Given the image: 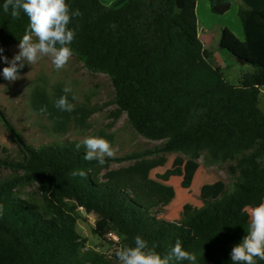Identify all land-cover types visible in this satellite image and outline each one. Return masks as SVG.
I'll return each mask as SVG.
<instances>
[{"label": "trees", "instance_id": "trees-1", "mask_svg": "<svg viewBox=\"0 0 264 264\" xmlns=\"http://www.w3.org/2000/svg\"><path fill=\"white\" fill-rule=\"evenodd\" d=\"M67 2L82 13L70 24L76 30L73 53L89 71L110 78L115 119L126 114L139 135L161 142L154 149L106 158L104 165L181 154L206 166L226 164L231 183L220 197L210 196L201 208L170 222L156 217L160 212L153 207L159 201L143 204L116 184L99 183L93 174L99 164L84 159V147L76 148L80 142L36 148L0 109V120L19 148L17 159L0 157V168L8 171L0 179V264H98L82 254L86 239L77 230L79 210L95 216L99 238L110 230L120 236L115 253L121 245L134 246L139 235L162 256L180 240L196 264H232L231 249L247 234V207L264 200V9L240 7L244 41L223 30L221 49L253 67L232 84L200 40L197 0H184L181 9L176 0H129L117 9L100 0ZM210 3L217 15L231 9L230 0ZM3 4L0 0V48L19 44L28 27L23 12L14 18ZM64 88L36 85L33 109L57 134H67L72 126L89 129L102 108L78 103L70 92L74 111L59 110L55 101L65 95ZM77 169L86 177L70 175ZM182 172L177 167L158 177L169 181Z\"/></svg>", "mask_w": 264, "mask_h": 264}, {"label": "rangeland", "instance_id": "rangeland-1", "mask_svg": "<svg viewBox=\"0 0 264 264\" xmlns=\"http://www.w3.org/2000/svg\"><path fill=\"white\" fill-rule=\"evenodd\" d=\"M221 35L220 28L215 27L208 35L209 42L205 48L223 66L222 70L228 81L238 84L241 75L251 72L253 67L241 64L232 54L221 49ZM2 49L0 57H7L8 60L19 51L18 44ZM6 66L3 59H0V109L28 144L40 148L66 141L81 143L87 136H99L107 139L116 149L114 158L154 149L161 144L139 135L130 125L126 114L115 119L117 106L113 103L115 90L110 78L105 74L89 71L76 55L73 54L68 66L59 71L47 57L35 65L25 64L20 70L21 79L14 82L3 78L2 69ZM57 84L70 86L78 103L102 108L91 117L89 129L72 126L67 134H57L51 121L33 109L31 93L34 87L44 85L52 90ZM261 108L264 111V95ZM0 157L19 158V148L11 140L10 133L1 120ZM177 167L183 169L180 177H172L169 181L158 177ZM93 174L99 183L116 184L130 192L138 202L151 204L155 200L159 201L160 205L153 207L154 212H160L156 213V217L170 222L178 221L191 211L201 208L208 197H220L231 183L226 164L206 166L202 159L193 161L181 154H165L140 161L112 162L97 166L93 169ZM7 175L8 171L0 168V179ZM79 214L77 230L86 239L82 254L98 264H118L115 259L118 242L108 235L105 239L99 238L93 231L95 216H88L83 210H79ZM109 232L118 235L114 230Z\"/></svg>", "mask_w": 264, "mask_h": 264}, {"label": "clouds", "instance_id": "clouds-1", "mask_svg": "<svg viewBox=\"0 0 264 264\" xmlns=\"http://www.w3.org/2000/svg\"><path fill=\"white\" fill-rule=\"evenodd\" d=\"M9 9L14 18L23 12L28 19V27L19 41L18 53L11 60L0 57L7 64L2 69L3 78L10 82L19 80L20 70L25 64L35 65L45 57L50 59L57 71L65 69L73 57L71 45L76 37V30L70 24L74 16L82 15L81 11H73L67 0H4V12L7 13ZM0 53H3L2 48ZM63 92L65 95L55 101V106L61 111H74L75 105L69 102L67 96V93L72 92L71 87L65 86ZM72 99L77 97L73 95ZM46 111V106L40 109L41 113ZM81 146L85 149L84 159L96 160L101 166L105 164L106 158L116 156V149L103 137L87 136L76 144L77 150ZM70 175L86 177L87 173L77 169ZM3 213L4 205L0 204V216ZM246 215L249 221L247 234L232 247V264H257V260L264 261V200L258 205L247 207ZM115 255L119 264H180L182 261L196 264V256L186 251L180 240L175 242L167 255L162 256L155 246L149 247L148 242L139 235L134 239V246L121 245Z\"/></svg>", "mask_w": 264, "mask_h": 264}, {"label": "crops", "instance_id": "crops-1", "mask_svg": "<svg viewBox=\"0 0 264 264\" xmlns=\"http://www.w3.org/2000/svg\"><path fill=\"white\" fill-rule=\"evenodd\" d=\"M106 6L117 9L125 5L129 0H100ZM245 6L252 9L263 10L264 0H232L231 9L223 14H214L211 10L210 0H197L196 13L199 24V37L206 47L209 42V34L215 27H219L221 34L228 29L241 41L245 40V32L242 21L239 17V9ZM222 36V35H221ZM211 62L218 67H223L214 56L211 55ZM91 216V215H90Z\"/></svg>", "mask_w": 264, "mask_h": 264}, {"label": "water", "instance_id": "water-1", "mask_svg": "<svg viewBox=\"0 0 264 264\" xmlns=\"http://www.w3.org/2000/svg\"><path fill=\"white\" fill-rule=\"evenodd\" d=\"M149 3H151L152 0H147ZM177 6L178 8H183L184 6V0H176ZM238 62H240L241 64H246V61L240 58H237Z\"/></svg>", "mask_w": 264, "mask_h": 264}, {"label": "built area", "instance_id": "built-area-1", "mask_svg": "<svg viewBox=\"0 0 264 264\" xmlns=\"http://www.w3.org/2000/svg\"><path fill=\"white\" fill-rule=\"evenodd\" d=\"M108 237L111 238V239H113V240L116 241V242H119V241H120L119 236L116 235V234L113 233V232H110V233L108 234Z\"/></svg>", "mask_w": 264, "mask_h": 264}]
</instances>
